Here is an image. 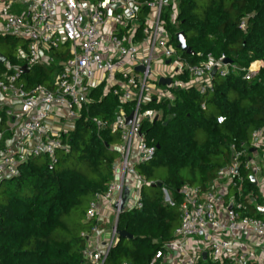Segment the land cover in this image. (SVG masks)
<instances>
[{
	"label": "built area",
	"instance_id": "obj_1",
	"mask_svg": "<svg viewBox=\"0 0 264 264\" xmlns=\"http://www.w3.org/2000/svg\"><path fill=\"white\" fill-rule=\"evenodd\" d=\"M179 10L180 0L0 3V35L16 36L26 44L21 63L12 64L7 59L0 64V109L8 116L7 130L12 134V143L0 155V185L17 175L19 165L31 157L44 155L56 162L58 150H70V145L62 141V134L75 127L84 108L88 109L92 90L98 86L110 90L120 103L135 105L130 124L126 123L124 111L112 122L100 123L119 131L121 143L113 180L87 210V218L93 223L82 232L86 240L85 264H105L120 239L116 230L126 187L132 189V194L124 212L143 208L141 189L149 182L136 164L151 161L156 146L148 144L141 127L144 120L160 115L155 109L144 110L143 105L152 98L172 101L171 87L197 85L204 93L212 87L215 67L221 76L229 72L230 64L212 54L197 64L182 55L168 28V24L178 25ZM62 45H66L68 57L57 62L58 70L50 84L27 86L23 76L37 64L50 66L56 62L53 51ZM154 62L163 66L159 74L155 73ZM259 69L260 61L252 62L246 78L257 75ZM185 73L191 79L189 83L178 80L177 76ZM161 77L172 78V82L163 85ZM5 132L0 129V142L4 141ZM243 170H250L259 194L245 192ZM230 188L236 190L232 196ZM163 191L164 201L174 205L171 191ZM179 195L180 223L173 239L156 251L149 264H262L253 262L254 253L243 249L238 239L249 232L264 240V127L253 133L249 145L233 148L230 162L218 170L209 190L185 183ZM244 197L246 201L242 200ZM246 204L253 205L262 216L244 214ZM105 207L111 212L107 231L103 225ZM122 264L133 263L125 260Z\"/></svg>",
	"mask_w": 264,
	"mask_h": 264
},
{
	"label": "trees",
	"instance_id": "obj_2",
	"mask_svg": "<svg viewBox=\"0 0 264 264\" xmlns=\"http://www.w3.org/2000/svg\"><path fill=\"white\" fill-rule=\"evenodd\" d=\"M168 28L176 45V32L184 31L195 53L180 51L192 64L208 54L225 55L233 62L228 74H217L204 93L197 85L171 87L172 101L152 98L143 105L144 110L160 112L141 127L148 144L156 146L151 161L136 164L149 183L141 189L143 208L125 211L118 220V228L133 237L120 238L105 264L125 260L149 264L156 251L173 239L180 223L179 189L189 183L209 190L218 170L230 162L233 148L249 145L253 133L264 127V0H209L202 6L197 0H180L178 25L168 24ZM18 41L24 42V50L23 39L0 35V47H11L0 53L12 64L21 63ZM55 56L52 65L37 64L23 76L27 86L50 84L57 62L68 57L66 45ZM256 60L260 61L258 74L246 78ZM177 77L183 83L191 80L187 73ZM103 87L92 90L88 109L84 108L72 130L62 134L69 151L58 150L56 162L44 155L31 157L19 165L17 175L1 183L0 264H85L82 232L93 223L87 210L113 180L121 143L119 131L100 123L112 122L121 111L128 116L135 107L134 102L120 103ZM1 117L3 129L5 110ZM1 147L3 142L0 153ZM242 174L245 192L259 194L250 170ZM163 188L171 191L174 205L164 201ZM246 207L244 214L262 216L253 205Z\"/></svg>",
	"mask_w": 264,
	"mask_h": 264
},
{
	"label": "water",
	"instance_id": "obj_3",
	"mask_svg": "<svg viewBox=\"0 0 264 264\" xmlns=\"http://www.w3.org/2000/svg\"><path fill=\"white\" fill-rule=\"evenodd\" d=\"M176 41L178 42L177 43V48L181 49L182 51H184V52H186L188 54H194L195 53L194 50L190 46H188L187 40H186V35H185L184 31H179L177 33ZM220 59H221V61L224 64H231L233 62L232 58L227 57L225 55L222 56ZM6 60H7V57L3 53H0V64L4 63ZM23 68H25V66ZM137 68L138 69H143V67H141V66H139ZM216 75H217V67H215L213 69V71H212V76L215 77ZM171 82H172V78H169V77L168 78H166V77H161L160 78V83L163 84V85L170 84ZM132 117H133V112H131L126 117V123L127 124L131 123ZM168 121L169 120H167V122ZM251 179H252L253 183L255 184L256 180H255L254 176H251ZM157 185L158 186H162V182H158ZM131 194H132V189L126 187L123 199H122L121 204H120L121 212H124V208L126 206V203H127L128 199L131 197ZM116 231L119 234L120 238H132L133 237V235L131 233H129L127 230H122V229L117 228Z\"/></svg>",
	"mask_w": 264,
	"mask_h": 264
},
{
	"label": "crops",
	"instance_id": "obj_4",
	"mask_svg": "<svg viewBox=\"0 0 264 264\" xmlns=\"http://www.w3.org/2000/svg\"><path fill=\"white\" fill-rule=\"evenodd\" d=\"M21 51H22V49H21ZM58 51L59 50L53 51V54L55 55ZM20 56H21V54L19 55V57ZM56 59H57V57H56ZM0 106H1V104H0ZM3 110L4 109H2V108L0 109V115H1V111H3ZM6 116H7V114H6ZM7 120H8V116H7V119L5 120V126L3 128L4 130H6L5 138H4V141H3V147H1V148H4L3 150L8 149L6 147L8 145H10V143H12V141H11V136H12L11 131L7 130V127H8V124H7L8 121ZM3 150L1 151L0 155L2 154ZM104 213H106L107 217H105V221H104L103 225L105 226V228H107L106 229V231H107L108 230V226H109V220L111 219V212H110L108 207L104 208ZM238 240H239L240 246L243 249L247 248L248 250H251L254 253V257L252 258L254 263L255 262H260V263L264 264V253H263L264 252V240L263 239L253 235L252 233L247 232V233L241 235Z\"/></svg>",
	"mask_w": 264,
	"mask_h": 264
},
{
	"label": "rangeland",
	"instance_id": "obj_5",
	"mask_svg": "<svg viewBox=\"0 0 264 264\" xmlns=\"http://www.w3.org/2000/svg\"><path fill=\"white\" fill-rule=\"evenodd\" d=\"M1 1L2 0H0V3H1ZM208 1L209 0H197V3L199 4V5H206L207 3H208ZM198 11L200 10L201 11V7L199 8L198 7V9H197ZM24 42L23 41H18L17 42V49H18V51H19V54H18V56L21 54V47H22V44H23ZM2 46H4V47H0V51H2V52H6L7 50H8V46L9 45H2ZM10 47V46H9ZM11 48V47H10ZM20 48V49H19ZM153 68H154V70H155V73L156 74H159L160 72L159 71H161V69L163 68V66L161 65V64H159V63H157V62H154L153 63ZM166 68V66H164V69ZM103 89H106V87H103ZM261 151V150H260ZM147 189V191H148V188H146ZM236 192V190L234 189V188H230V194H229V196H232V195H234V193Z\"/></svg>",
	"mask_w": 264,
	"mask_h": 264
},
{
	"label": "bare ground",
	"instance_id": "obj_6",
	"mask_svg": "<svg viewBox=\"0 0 264 264\" xmlns=\"http://www.w3.org/2000/svg\"><path fill=\"white\" fill-rule=\"evenodd\" d=\"M255 66V65H254Z\"/></svg>",
	"mask_w": 264,
	"mask_h": 264
}]
</instances>
